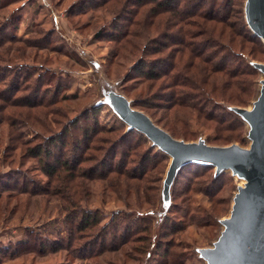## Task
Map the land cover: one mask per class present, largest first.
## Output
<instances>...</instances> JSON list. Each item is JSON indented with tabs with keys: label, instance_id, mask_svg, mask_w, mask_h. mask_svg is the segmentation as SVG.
Masks as SVG:
<instances>
[{
	"label": "rangeland",
	"instance_id": "obj_1",
	"mask_svg": "<svg viewBox=\"0 0 264 264\" xmlns=\"http://www.w3.org/2000/svg\"><path fill=\"white\" fill-rule=\"evenodd\" d=\"M8 1L10 0H0V43L2 39L5 40L0 45V67L4 69L5 61L11 64L23 61L29 65H35L36 70H39V66H44L58 73L56 81L58 102L49 106V109H61L64 116L49 114L48 122L51 124L52 131L56 132L69 119L79 118V121L71 126V134H68L79 139L78 147L74 150L75 142L70 137V145L64 149V156L76 158L80 155H88L89 157V160L74 167L79 173H83V170L87 171L93 178L79 177L78 181L82 183L74 187L80 191L85 182L84 185L90 194L88 193L89 197L82 198L81 205L100 211L102 222L95 227L94 232H100L102 225L110 220L114 211L122 210L123 214H117L116 222L119 221L121 224L127 222L131 229L136 223L142 222L140 227L150 224L152 233L148 236L146 244L134 241L140 236L138 233L132 236L131 233L128 237L131 241L125 243L119 240L120 237L111 241L109 235L113 227L110 226L105 232L108 237L104 240L103 247L105 248L103 249L106 250H102L100 256L95 255L92 258L80 257V252L83 253V251L74 247V252L59 248V243L67 238L66 211L62 209L63 201L60 199L63 196H54L46 192L50 180L41 171L39 161L26 152L34 143L40 141L41 135L30 125L23 126L20 121L25 123V118L17 112V110L31 112L32 109L28 110L27 107L11 104L6 110H2L5 102L0 99V249L11 250L7 254L0 251V264H154L157 263L155 257L158 240L163 239V233L168 230V224L173 221L176 225H181L182 231L173 236H166L164 239L171 240L175 244L172 250L179 254L176 257L177 264H212L204 251L215 249L221 243L224 232L229 227L226 220L231 217L235 199L240 190L246 188L248 179L244 175L234 173L232 169L223 170L225 173L222 177L223 186L214 199L217 203H214L204 192L194 190L184 192L189 180L185 172L186 167L180 171L176 180V175L172 180H168L172 162L171 155L160 144L139 131L134 124L141 121L168 132L163 128L165 110L156 106L162 103L157 96L162 91L158 86L165 78L155 81L147 80L144 75H141L139 66H137L141 56L140 52L132 51L130 45H126V49H121L119 42L111 40L112 36L117 33L118 26L122 27L118 28L120 32L126 31L125 29L132 32L135 28L130 25L132 15L128 12L117 19L115 12L107 9L109 5L98 9L92 8L91 4L85 5L93 0L86 3L85 0H15L12 4L6 5ZM245 4L246 0H234L231 6L232 20H238L241 23L243 15L247 22ZM2 5L4 7H1ZM241 9H243L242 14ZM222 12L224 10H220V13ZM11 22L16 25V29L12 25L8 26ZM176 29L178 28L174 27L173 30ZM11 36H15L16 39L9 40ZM145 43L155 47L159 45L158 42L154 44L147 41ZM247 45L248 48L243 49L245 58L258 69V76L254 83L256 93L246 106H228L245 122L242 130L244 143L233 141L228 145L235 144L242 148L251 147V132L254 126L250 119L241 112V109H254L264 87V53L260 52L259 48L250 52V48L254 46L252 47L249 43ZM172 47L162 53L146 56L144 59L151 61V59L169 57L172 54L168 52ZM235 53L238 52L235 51ZM5 73L8 81L11 79L10 75L13 76L14 70L10 69ZM33 80L31 78L28 83L32 85ZM51 88L53 89L52 86ZM11 92L13 93V90L4 93ZM42 96L46 97L45 99L49 97ZM15 97H17V104H22L26 102V99L33 101L35 94L22 91L17 92ZM35 98L39 101L41 95ZM91 108L97 110L94 117L99 121V125L107 130L116 129L113 133H99L98 138L116 141L117 138L128 136L136 142L140 139L138 135L143 134L147 137L146 141L138 144L134 153L139 154L146 150L156 153L154 158L148 161L146 171L147 177L152 176V182L148 184L151 187L149 196L145 197L140 193V198H138L137 193L131 187L127 195L123 186L115 191L109 185L110 178L95 180L94 177L97 175L90 169L92 171L101 169L99 163L103 160L101 155L105 153V149L107 153L109 151L114 153L116 148L124 152V155L129 152L124 144L113 145L110 150L109 143L98 141L90 142V148L86 151L83 149L80 127L87 119L83 117V112ZM39 109L33 111L39 112ZM11 119L18 121L17 130L10 128L7 120ZM32 119L29 118L27 121L33 123ZM51 119L54 121L52 122ZM192 125L193 136L188 134L190 140L177 139L203 142L207 145L228 146L213 143L214 133L211 130L200 128L195 123ZM11 130L15 136L20 134L19 142L10 140ZM92 147H103V150H95ZM55 149H59L58 153L61 154L59 147ZM134 153L129 157L122 155V157L115 158L114 162L110 159L107 161L119 166L120 160H128L126 165H123H125L124 168L130 170L138 161ZM134 172H139V170H134ZM75 184L77 183L73 185ZM5 186L9 189L4 190ZM69 190L73 191V189ZM193 214H206L203 223L200 224L197 220L191 221ZM30 231L38 234L45 248L40 247L41 242H39L38 245L32 246L33 249L30 246H24L21 248L22 251L19 250V253L11 255V252L19 247L18 243L25 240ZM85 238L87 239L88 236ZM136 246H143V250L147 246L146 251L151 254L133 249ZM112 247H116L115 250ZM161 252L162 250L159 253ZM85 253L88 254V252Z\"/></svg>",
	"mask_w": 264,
	"mask_h": 264
},
{
	"label": "trees",
	"instance_id": "obj_2",
	"mask_svg": "<svg viewBox=\"0 0 264 264\" xmlns=\"http://www.w3.org/2000/svg\"><path fill=\"white\" fill-rule=\"evenodd\" d=\"M14 1L10 0L6 5H10ZM88 1L85 0V3ZM205 2L206 5L204 6ZM233 3L234 0H93L85 5L91 4L92 8L97 9L109 5L106 8L112 12L114 11L117 19L128 12L132 15L130 25L135 27L132 32L130 31V33L127 29L120 32L118 28L122 27L118 26L117 33L112 36L111 40L119 42L121 49H126V45H130L132 51L140 52L141 56L137 66H139L141 75H144L147 80L155 81L165 78L158 86L162 91L157 96L162 103L156 105L165 110L163 128L176 138L190 140L188 134L192 135L191 127L193 126L192 123H195L200 128L211 130L214 133L213 143L228 145L233 141L244 143L245 140L242 137L245 122L228 106H246L256 93L254 83L258 76V69L246 60L243 49L248 48L247 44L249 43L252 47L254 46L250 48V52L255 48H259L260 52L264 53V41L253 32L244 20L243 15L241 23L238 20H232L231 6ZM1 7H4V5ZM220 10H224V12L220 13ZM240 12L242 14L243 9ZM10 25L15 29L17 28L12 22L8 24V26ZM174 27L178 29L173 30ZM12 39H16V37H9V40ZM135 39L140 40V42ZM147 41L154 44L158 42L159 45L156 47L150 46L145 43ZM3 42H5L4 39L1 40L0 45ZM172 46L176 48L173 49ZM171 47L172 49L168 54L172 55L169 57L151 59V61L144 59L146 56L162 53ZM235 51L238 53H235ZM5 62L4 69H2V66L0 67V72L2 71L0 73V99L5 102L2 105V110H6L11 104L18 107H27L28 110L32 109L31 112L17 110L25 118V123L23 121H20V123L22 122L21 124L25 127L32 126L41 135L40 141L34 143L26 152L39 161L41 171L48 176L50 183L46 192L54 196H63L60 199L63 201L62 209L66 211L67 238L59 243V248L74 252V247L79 251H83V253L80 252V257L100 256L106 250L103 249L105 248L103 247L104 240L108 237L105 232L110 226L113 227V231L109 235L111 241L120 237L119 240L125 243L131 241L128 239L131 233V236L138 233V236H140L136 237L134 241L146 244L148 236L152 233L150 224H144V227H140L142 222L136 223L135 227L131 229L130 224L127 222L122 224L119 221L116 222V216L117 214H123L122 210L114 211L110 220L102 225L100 232H94L95 227L102 222L100 211L81 205L82 198L89 197L90 194L88 188L86 189V185H84L85 182H83V188L80 191H77L74 187L82 183L78 181L79 177L93 178L87 171L83 170V173H79L77 168L74 167L86 162L89 157L88 155H80L76 158L64 156V149L70 145V137L75 142L74 150L78 147L79 139L77 140L74 135L68 134H71V126L76 124L79 118L69 119L56 132L52 131L51 124L48 122L49 114L64 116L61 109H49V106L58 102L56 98L58 94V91H56L58 73L39 65V70H36L35 65H29V63L23 61L13 64L8 61ZM10 69H13L14 73L13 76L10 75L11 79L7 81L5 72ZM31 78L34 79L32 85L28 83ZM42 88L44 89L42 90ZM11 90H13V93H4ZM22 91L33 92L35 97L41 95V98L37 101L34 97L33 101L26 99V102L17 104L16 93ZM42 95L49 97L45 99L46 97L44 98ZM34 109H39V112H34ZM96 111L95 108H91L83 112V117L87 118L83 126H79L82 129L80 136L83 138V149L86 151L90 148V142L98 141L105 144L109 143L110 150L113 145L124 144L129 153L124 155L125 153L120 152L117 148L114 153H110V151L107 153L105 149V153L101 155L103 160L99 163L101 169L94 171L90 169L91 172L97 175V177H94L95 180L97 178L101 180L110 178L109 185L114 190H119L123 186L127 195L131 187L137 193L138 198H140V193L142 196H149L151 187L148 184L152 182V176L147 177L146 171L148 170V161L154 158L153 156L156 153L147 150L139 154L134 153V150L139 146L138 144L146 141L147 137L139 133L141 135H138V138H140L137 140L138 142L132 141L128 136L117 138L116 141H109V139L102 137L98 138L99 133H113L116 129L107 130L99 125V121L94 117ZM29 118H33L34 122L27 121ZM11 120H7L10 128L17 130L18 121ZM12 133L11 130L10 140L19 142L21 140L20 134L15 136ZM56 147L60 148L61 154L58 153L59 149H55ZM92 148L103 150V147ZM132 153L137 155L138 161L130 170L124 168L128 160H120L119 166L111 163V161L114 162L115 158L122 157V155L129 157ZM91 158L95 159L97 157ZM107 159L111 161L108 162ZM185 167L189 180L184 192L187 190L204 192L209 195L214 203H217L214 199L223 186L224 171L218 172L210 164L189 162L178 170L175 180ZM134 170H139V172H134ZM130 180L137 181L131 182ZM74 183L77 184L73 185ZM7 189L9 187L5 186L4 190ZM69 189H73L74 192ZM205 215L193 214L191 221L197 220L198 223L202 224ZM168 225V230L163 233V239L158 240L155 257L157 263L154 264H177L176 257L179 254L172 250L175 244H173V241L164 238L181 232L182 228L181 225H176L174 221ZM87 236L90 238L86 239ZM39 242H41L40 247L45 248L43 240L38 234L30 231L26 239L18 243L19 247H16V251H12L11 255L22 251L21 248L24 246H30L33 249L32 246L38 245ZM97 246L98 248H96ZM115 248L113 249L115 250ZM146 248L143 250V246L133 247L137 251L142 250L141 252L150 255L151 252L146 251ZM6 249H0V251L6 252V254L11 251L8 248ZM161 250L162 252L159 253ZM85 252H88V254Z\"/></svg>",
	"mask_w": 264,
	"mask_h": 264
},
{
	"label": "water",
	"instance_id": "obj_3",
	"mask_svg": "<svg viewBox=\"0 0 264 264\" xmlns=\"http://www.w3.org/2000/svg\"><path fill=\"white\" fill-rule=\"evenodd\" d=\"M245 17L249 27L264 41V0H246ZM241 112L254 126L250 148L188 142L155 125L134 123L171 155L168 180L189 162L213 165L218 172L232 169L248 179L246 188L235 199L231 217L226 220L229 227L221 243L204 251L212 264H264V87L255 108Z\"/></svg>",
	"mask_w": 264,
	"mask_h": 264
}]
</instances>
